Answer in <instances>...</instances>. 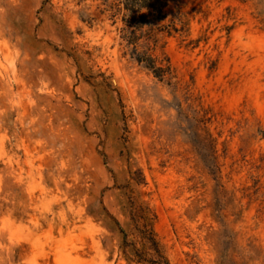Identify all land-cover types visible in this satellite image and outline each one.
Instances as JSON below:
<instances>
[{"label": "rangeland", "instance_id": "rangeland-1", "mask_svg": "<svg viewBox=\"0 0 264 264\" xmlns=\"http://www.w3.org/2000/svg\"><path fill=\"white\" fill-rule=\"evenodd\" d=\"M169 2L171 83L100 0H0V264H138L139 206L170 264H264V0Z\"/></svg>", "mask_w": 264, "mask_h": 264}, {"label": "trees", "instance_id": "trees-1", "mask_svg": "<svg viewBox=\"0 0 264 264\" xmlns=\"http://www.w3.org/2000/svg\"><path fill=\"white\" fill-rule=\"evenodd\" d=\"M99 13L106 16L112 24H123L121 39L125 43L126 55L151 72L160 81L174 78L169 60L160 59L156 55V48L162 36H189L190 20L182 13L179 4L172 11L170 18L169 0H100ZM94 19L83 21L92 22ZM191 41L190 44H194ZM215 158L207 154L204 161L215 170ZM132 219L141 238L142 248H136L127 241L128 235L124 234L123 253L129 262L138 264H170L156 239L153 229V218L146 207H136L132 211ZM130 246L133 248L129 251Z\"/></svg>", "mask_w": 264, "mask_h": 264}]
</instances>
